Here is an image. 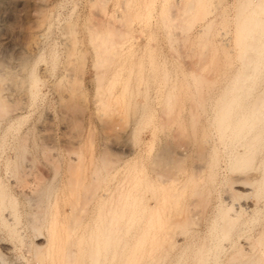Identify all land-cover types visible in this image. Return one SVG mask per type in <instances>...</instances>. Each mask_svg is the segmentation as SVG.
I'll list each match as a JSON object with an SVG mask.
<instances>
[{
  "label": "rangeland",
  "instance_id": "374dc122",
  "mask_svg": "<svg viewBox=\"0 0 264 264\" xmlns=\"http://www.w3.org/2000/svg\"><path fill=\"white\" fill-rule=\"evenodd\" d=\"M99 1L98 0H0V37L8 36L9 39L12 38L9 40V42H0L1 49L5 51L9 50L8 51L9 62L8 61L5 62L3 66L6 70L12 72L11 73L12 76H10V79L12 78L14 79V77L17 78L20 75L17 79H14L15 81L11 80L13 82H8L7 80L9 79V77H6L5 78L6 80L4 81L5 82L7 81L8 84H10L11 86H9L7 83H3L2 87H5L6 85L7 89L2 88L0 90L1 94L4 95L5 98H7L8 100L7 102L10 101V105H11L9 106V103L7 104L8 106L6 108L8 110H6V112L4 111L6 114L3 113L2 111L0 113V185L4 186L6 192L9 195L15 197L16 200L15 202L16 205L14 208L15 211L14 229L11 231L5 228V226H3L2 223L0 222V246L1 245L8 246L5 252H3V250L1 251L0 249V252L3 253L0 256V264H35L36 261L34 263L35 259L33 258L35 254L32 252L33 251L35 252L36 248L34 244L37 239H44L50 242L49 244L52 246L48 245L49 246L48 250H50L48 251V256L52 257L54 254L53 252L55 247L58 245V243H60V242L52 243L53 241L52 235L54 234V231L59 232V228L63 229V224L66 223L68 224L70 221H72L74 219V215L72 214H74L75 212H76L75 214H79L77 215L79 216V222H80L77 224V226L78 225L79 226L76 228L77 229L76 232H72L75 234L73 235L68 234V236L70 235L69 237L64 236L61 239V243L63 242L62 247L65 246V250L68 252L67 254H69L70 251V254L72 255L71 252L74 251L73 255L76 264H87L88 262V258H87L88 249L86 248L87 245L84 242L87 234H89L91 230L94 231V229L95 230L97 229L96 231L100 230V232H102L104 227L109 225V222H112L116 226L115 227L112 224V226L114 227L111 228V231L114 228L116 229V232L115 229L112 232H110V234L112 233V236H114L115 234L120 237L122 235L124 236L121 237L120 243L118 242V246H116L119 248V249L117 248L118 251L121 248H123L120 251H122L124 255L119 256L120 255L119 253L120 251H119L118 252L119 255L116 254L114 258L111 259L110 264H117V263L119 264V262L122 261L123 258L125 259L128 254L133 255L134 261L136 260V262L133 261L134 262L133 264H176L177 262H178L177 264H194L195 257L193 255L194 254L193 251L196 250L201 245H205L208 243V241H210V236L207 233L208 230L207 227L211 222V220L215 217V215H217L218 213L217 210L218 209L222 210L225 206L228 205V203L232 204L230 205L232 209L233 208L236 209V203L238 202L240 203L247 200L254 202L255 206L258 207V209L260 210L257 212L256 218L253 219L254 221L253 220L251 221L250 211H248V209H242V211L240 210L239 214L237 215V216L240 215V217L238 218L240 224H238L236 230H233L232 233L230 234L231 238L229 237L228 240L226 239L225 240L223 239L224 241L222 240L223 244L225 245V248L218 253L216 261H210L212 259H208L206 264H223V261L224 259H226L227 255L233 251L235 244H239L242 241L246 242L247 245L250 246L244 249L245 255L246 254L247 255L246 256L244 255L243 256L244 258L240 257L239 258L240 262L239 259L236 261L237 264H241V263L246 264L245 258L248 257L255 258L256 255L258 257L260 254L261 246L258 245L260 243L256 239H259V237L264 233V186L259 193L261 195L260 196L258 195L257 199H252L249 195H246L247 197L246 198L245 194H241V195L239 194L240 196L238 195L232 196V194L229 193L230 190L228 187L230 183L229 180L230 172L227 166L228 165L227 161L231 157L230 154L233 152L232 149L236 151L240 149L243 144H241V142L239 143L236 142L235 144L234 142L233 145L235 146H233L234 147L233 148L228 140L225 139L220 141L219 137L217 136L216 130L214 128V124L211 120L213 115L212 109H213L214 99L223 92V89L229 84L230 79L236 72L237 67L239 68V59L237 60L235 58L236 56L235 53H231L232 51L230 52L228 51L230 48L232 49L233 46V41L231 39L232 38L231 36L233 33L232 30L234 28L233 19H234L235 6L236 5L238 6V4H240V2L243 0H217V1L213 0V2L215 1L213 3L214 6L211 3L212 0L211 1L202 0L203 2H205L203 10H205L206 12L203 11L202 13L204 15L202 16H201L202 13L198 15L201 16L200 18H196L197 16L192 18L194 24L192 23L193 22L192 20L190 21L188 12L186 13L185 10H183L182 4L189 5L191 2L190 6L193 8L194 4L197 5L198 2L195 3L197 0L196 1L191 0L190 2H188V0L187 1L186 0H181V1L180 0H163V1L162 0H129L130 2L127 0L126 1L124 0V2L123 0H102V1L99 0ZM192 1L194 2V4ZM125 2H128L127 3L128 5H126ZM161 2L163 3L162 5H160ZM168 2L172 4L169 5ZM91 3H93V5H91ZM119 3L121 4V6ZM124 3L126 6H123ZM206 4H208V6ZM187 5H184V9L187 7ZM115 6H117L118 8L119 6L120 8L123 6L122 8L125 11H123L122 8L121 9L120 8L117 9V7L115 8ZM130 6L131 7L135 6V7L130 8ZM160 6H162L164 10L169 9L170 11H173L175 14L174 17L175 18L177 17L178 19L176 18L177 20H175L174 17H171L168 18L169 20H167L166 19L167 17L165 16H163L165 18L162 19V15H160V13L163 14L164 10L162 9V7L160 8ZM168 6L171 7L168 8ZM172 6L174 7L172 8ZM218 8L222 10L221 12L222 15L221 13L220 15L218 14L219 13ZM118 10L120 11L122 10V11L118 12ZM169 10L165 11L167 12L165 13L166 16L168 15ZM177 10L180 11L179 13L180 15H182L181 13H183V16H179L178 14L179 11ZM132 11L133 13L131 14ZM122 13L124 14L126 13L127 15L124 14H123L124 16L120 15ZM134 13L135 14L139 13L140 17H138V15L137 16L134 15L133 18ZM186 14L188 16V19L186 22H184L187 18ZM141 16L144 18H141ZM182 17L184 21H181L183 20ZM207 19H211V20L213 19L212 22L210 21V25H209V28L212 29H209V31L207 29L208 33L205 31L204 34L206 33V35L204 36L202 33H200L199 30L201 29V27H204L205 21ZM124 20H127V22L125 21L124 23ZM89 22H93V23L91 24ZM126 23L129 25H125ZM164 23L166 26L168 25V27L164 26L163 25ZM185 23H187V25L190 23V26L189 25L187 26ZM176 24H178V27L176 26ZM184 25L187 31L184 29L183 27ZM67 26L69 27V29L67 28ZM107 27L108 29L111 28L113 32V36H110L112 33L109 31L111 33L109 35L110 38L108 39L107 44L105 43L106 46L108 45L107 47L110 54V55L108 54V56L110 57L107 56V58L109 59L106 60L104 65L101 66L96 65L97 68H94L92 66L93 64H91L92 62H94V55H95V59L98 58V55H96L95 50L98 52L100 50V47L102 48V45H100L101 41H99L101 39L100 36L98 35L99 36L98 37L97 35H95L93 31L95 30L96 32L98 30L101 31L103 29H107ZM70 28H72V30ZM125 28L127 32L122 31V29ZM66 29L67 32H65ZM117 30H119L118 32L120 33H118ZM90 31H92L91 34L92 37L90 35L91 33ZM99 31L98 34H100ZM125 33L126 35L123 36ZM171 33L173 37L171 36ZM31 35L35 40L34 43L35 45L31 46V48L28 50L25 43L27 42V40L30 39ZM94 35L95 38L96 36L98 38L97 42H96L97 38L96 39L93 38ZM119 35L120 37H118ZM180 35L187 42L183 40L180 37ZM203 36L205 38L207 37L206 40L208 41L210 40L209 42L211 43H208V41H206L207 43L206 44L205 41L203 40L205 39L203 38ZM74 37L76 39H72ZM113 37L115 38V40H112L114 39ZM171 37L174 39V41ZM92 39L93 42H95L94 43L95 46L92 45V42H88L89 40L92 41ZM70 40H74L72 41L73 42L72 45L75 44L74 48H72L71 43L69 44V42H71ZM199 41L201 43V47L200 44H198ZM202 41H204L206 47H204L205 45H203ZM10 42L15 43L20 48L22 46L23 49L22 48L21 49L28 56V62L31 71L34 70V72L32 73H34L35 77L40 79V80L37 79L40 82L38 81L37 83L36 82L33 83L32 79L27 76L26 70L18 69V72L15 71L13 72L14 68L11 67L10 65H12L11 63L17 62L18 59L16 58V55H14L15 54L14 50H11L12 48L9 47ZM21 43L24 44L22 45ZM96 44L98 48H96ZM109 44L114 46H112L111 48ZM115 44L117 45L119 44V46L116 45L117 49L115 48ZM224 44L225 45L227 44L229 46L228 47L226 45L228 48L227 54L222 52L224 51L222 50V48L226 50V46ZM68 45H71V48ZM202 45L205 49H202ZM207 45H210L211 47ZM65 46H68L71 50L74 49L75 51L69 54L70 52H66L69 48L68 47L66 48ZM70 49L68 51H71ZM77 49L79 52L76 51ZM113 50H116L117 52L119 51V53L115 55L116 51H114L113 53ZM11 51H13L14 53ZM214 51L216 52V54H214L215 53ZM77 52L79 53L80 56L78 55ZM99 52H101V50ZM72 53H74V55ZM204 53L207 54V57H205L206 54ZM228 54L231 55L229 56ZM209 57L211 58L216 57L215 61H217V63L215 61H211L212 59ZM75 58L78 60H76ZM139 58L141 61L139 60ZM203 60H205L206 63ZM207 60H208V65H207ZM111 61L114 63V68ZM97 62L99 64V61ZM187 62L190 64H188ZM31 63H33V67H31L32 66ZM7 64L10 65L8 66ZM211 64L215 66L213 67V65L211 66ZM123 65H125L126 67H124ZM181 65L184 66L179 67ZM202 65H204V67H201ZM115 66H117V68ZM130 66H133L134 68ZM186 66H188V68L193 66V69H195L197 72L199 71L200 75H203L201 79L203 83L205 82L204 85L206 86L205 88L202 87L203 83L201 84L200 81L201 79H198L199 82L193 81V79L190 77V75L187 72L188 69L186 68ZM198 66H200V68H198ZM205 66L207 68L208 67L211 68L207 69ZM107 67H108V71L106 70ZM93 68L97 72L99 71L98 74L100 79L98 82H95L94 77H92L94 76L93 72L95 71ZM205 68L208 71L212 70V72L206 71ZM105 71H107V73H104L102 75L101 73ZM206 72L209 74H207ZM71 75L74 77L73 79ZM119 75L121 76L118 77ZM126 75L127 76L129 75L131 77H126ZM212 75L213 78L211 79H214L215 77V79L213 80L214 82H212L211 79L209 80L210 76ZM66 76L69 77L71 76V78L69 77L67 78ZM184 76L187 78V81L186 79H184L185 78ZM205 76L207 77L208 80L206 79ZM112 77L114 79L116 78L117 80L116 79L114 80ZM189 77L192 79L191 81ZM124 78H126L127 80ZM165 78L167 79L165 80ZM262 78L264 79V76ZM262 78H261L262 82L259 83L260 85L258 84L256 86L257 88L255 87V91L260 89L262 83H264V80ZM74 79L75 81H73ZM106 79L108 81L111 79L113 80V82H111L110 84L112 86L109 87L108 90H106L107 89ZM204 79H206V81ZM101 80L102 82L104 81L102 84L100 82ZM66 81L69 82V84L65 83ZM114 82L115 84L113 85L112 83ZM191 82L192 84H190ZM194 82H196V84L199 85L198 86L195 84V89L198 91L197 92L195 90L196 97L194 96V92H193L194 88H192L194 86L193 84ZM187 83L189 84V86ZM17 84L18 86H15ZM71 84L73 85V87L71 86ZM121 84L126 85V87H125V91L121 95L122 97L121 96L119 97L120 98L119 100H121L119 101L120 102L119 104L122 107H124L123 105L125 101H128V103L126 102L127 104L125 105H130L128 108L129 110L127 109L128 106L125 107L126 110H128L129 112L128 114H126L127 112L125 113L123 112L125 114L124 129H122V131L119 130L117 132H113L116 135L114 134L112 136L109 135L108 136L109 138H107L108 132L106 131L104 126L105 125L104 117L107 114L113 116V114L116 111L112 99L111 101H109L110 104L108 102V100H110L109 98H111L109 96H112V94H110L111 91L114 92V93L112 92L113 93L112 98L114 97V94L116 93L119 94L122 87ZM127 85L129 86V88H127L128 87ZM8 86L12 88L9 89ZM104 86L105 89L103 88ZM187 86L189 88H187ZM98 87L99 89L97 90ZM171 87H172L171 90L173 92H170L171 90L169 91ZM198 87L201 88L197 89ZM32 89L35 90L33 91ZM71 89L72 91L74 90L73 91L74 95L72 96V98L74 97V99L72 100L77 103V105L73 107L72 106L70 107L67 104L65 106L64 105L65 101L60 98L63 96L66 97L67 95L66 93L67 92L69 93ZM105 90L108 92L109 96ZM63 91L65 93H63ZM99 91H101L102 93H100ZM167 92L169 94H172L173 97H174L173 94L176 92L175 97L177 99L176 98L175 99L177 101L175 102V104L177 102H179V104L183 102V104H180L181 106L177 104L178 108L176 106L175 108L179 109V113L177 115L178 117L177 123L181 121L179 124L182 123L181 125H183L185 129L187 128L186 122L188 120V108H193V106L196 107L197 106L196 104L200 105V103L202 110L204 107L203 113H201L202 110L199 111L202 115L198 112L199 113L198 115H200L201 117L197 116L199 117V119L196 118V120L197 123L199 120H201V124L199 121V125L196 124V128H198L202 124L203 125L200 126L198 129H196L195 132L198 131L196 133L198 134L201 131V129L203 131H205L204 128L206 129V132L203 133L209 138L203 136L204 134H202L203 136L202 142L203 144L205 143L203 145L204 147L208 146L207 148L204 149V157H206L207 159L206 160L204 158V160L205 162L207 161L209 162L206 163L203 170L200 171L199 174L196 176V182L195 181L194 182L197 184V187L196 184L193 185L194 182L192 183L191 180H187V179H191L190 173H191V166L193 164L192 162L194 161V156H195L194 150L196 151L195 148H197V145H195L196 141L195 143L193 140H189L191 142H188L187 139H191V138H189L186 135L187 132L186 134L182 133L181 135H178L177 133L173 132L175 128L174 127L175 122L173 121L171 123L169 122L170 123V124L168 123L169 125H167V123L165 124L163 121L161 122L162 120L161 115L163 110L162 107L164 106L163 99L165 100L164 96L166 97V95L168 94ZM78 93H80L81 96ZM128 93L130 94L128 95ZM177 94H180V96ZM190 94L191 96L193 94L192 97L195 98L189 99V97L191 98V96H189ZM104 96H108L109 98ZM77 97H79V99L76 101ZM199 97L202 98L204 103H202L203 101H201L200 100L201 98ZM196 98L199 99L200 103L197 102L198 99ZM103 99H105V101L107 100L108 104L107 102L104 104ZM194 100H197L195 101V103L196 102L197 103L196 104L194 103L196 106L193 105ZM78 101L80 102V104L78 103ZM189 102L191 106L189 105ZM111 103L113 105L110 107ZM134 106L137 109H135ZM79 107L82 109H80ZM196 109L200 110L199 107L198 108L196 107ZM66 123L68 125L70 123L71 124L68 126L69 129L67 128L68 130L65 133H63L62 125ZM162 124L163 127L165 128H161ZM44 126H46V129L42 131L41 128ZM167 126L171 127V129L166 128ZM127 130L128 133L130 134L126 132ZM125 133H127L128 136L130 137L125 136L126 135ZM176 136H179L178 137L179 140L177 139ZM76 137L80 139L79 146L82 147L79 150H78L79 146L75 148V147H70L69 144L70 140L76 139ZM112 137L115 139L118 138L120 140H123L126 144L128 143V146H131L129 147L131 149L129 150V154L123 153L117 156L116 155L110 156L107 152H105L104 149L106 150L107 148V142H108L107 140L112 139ZM175 137L178 140V142L174 140ZM182 138L183 139L187 138V139L182 141L183 140ZM204 138L205 139L207 138V141L205 140L204 142ZM128 139L130 142L128 141ZM88 140L89 142H91L90 144ZM81 142H83L85 144V147H87L86 150H84L85 149V147L83 146L84 144ZM166 142L167 143L169 142L168 145L170 149L177 147H181V148L184 147V149H182L184 151L183 152L184 157L181 156V158L183 157V160L181 159V161L183 162L182 163L183 166L179 161L180 162L179 165L181 167L180 166L177 168L173 167L170 170L171 176L174 173L173 171H175L173 178L176 180H173V182H171L168 190H166L164 186H161L162 177L161 175H159L157 171L158 170L157 165L156 164H155L156 166L154 165V159H152L155 158V155L157 154L158 150L161 151L162 147H165L163 146V144H165ZM80 143L83 145H80ZM167 143L165 145H167ZM175 143H177L178 145H176ZM182 144L184 145L183 147ZM68 147L70 150L68 149ZM212 149L214 150L212 151ZM257 149H258V153L257 150L254 152V157L252 160L254 165L257 164L260 156L264 153V148L258 147ZM73 151H74V155L76 151L77 157H79L77 169L78 167L82 169V166L83 168H85V170L79 169V172L81 171L82 176H84V183H88L87 184L88 187L85 184L86 185L84 187L85 189L84 191L82 190L78 200L76 201V205L73 203L74 206H69V203L67 202H69L68 200H70L71 197H69V194L67 193L68 189H67L66 180L69 172L68 170L70 169V165H71V162L69 160L71 159L70 157L72 156ZM81 153L84 157L81 155ZM101 157L109 158L108 160L110 162H108L107 164V161H104L107 164L105 165L104 162L101 161ZM80 159L83 162H81ZM99 161L102 163L100 164ZM208 165L209 166L211 165L210 168L212 169H210ZM153 166L155 167L153 168ZM182 167L183 169H181ZM178 168L180 169L179 171ZM257 172H259V168L257 169ZM125 173L127 175V179H129L131 182L128 181L129 183H126V181H124L126 179L124 178ZM209 173L211 174L209 175ZM35 175L40 177L39 181H37L36 183L38 184V186L36 185L37 188L33 185L34 187L32 188H35V190L29 189L28 191H26V189H24L23 187L24 183H26L30 179H33ZM133 175H136L135 181L131 180V177ZM157 175H159L160 177ZM36 176L35 178L37 179ZM121 178L123 179L122 182H121ZM200 178L202 179L200 180ZM184 181L185 184L183 183ZM181 184L183 187L181 186ZM193 187H195L196 189H194ZM38 188L41 189L40 192ZM86 189L87 191H85ZM191 189L192 191L196 190V192L193 191L194 192L193 193ZM172 190L173 192L177 191L175 195H177V204H178L177 209L179 213L181 212L180 214L182 216L183 215L186 216L187 214L186 217L188 216L192 217V218L188 217V221L191 222L192 220L191 224L193 225H189L190 222L186 223L185 226H187V229L184 226H182L183 228L180 227V229L179 227L172 226L171 228L172 230L169 229L171 231L164 232V227L162 226V222L159 219H163V216L166 217L169 212L172 213L174 211L173 200L172 201L169 200L170 199L169 195L173 193ZM166 191H169V193L165 194ZM26 192L30 194L29 195L30 198L26 197L27 194ZM41 192L43 193V195ZM226 192H228V194ZM85 193L88 195H86ZM162 193L166 196V198L164 199L162 198ZM82 195L84 197H81ZM200 195H202L203 197ZM227 195L229 197L231 196L230 197L231 199L227 198L228 197ZM170 197L171 199L174 198L173 196ZM199 197H202L204 201H202V199H199ZM197 198L200 201L198 200L197 202L196 200ZM120 201L121 203H119ZM122 201L125 202V204H122L123 203ZM199 202L201 205L199 204ZM115 203L117 204L119 203L120 205L121 204L122 205L118 206L117 204L115 205ZM80 204H83L84 206ZM217 205L219 206V208L216 210V208L218 207ZM68 206L69 208L72 207L73 209L70 210L71 208L69 209ZM116 206L119 207L118 210ZM122 206L124 208H122ZM112 207H115L116 210L114 211H118V212L115 213L111 212L114 209ZM120 207L123 210L120 209ZM180 208L183 209L180 210ZM231 208L227 209L229 213L232 212ZM9 209L10 208L7 206L0 207V216H2L3 218L4 217L7 218L9 216L8 213L10 214V212H12L10 211L11 209L10 210ZM185 209L186 212L188 213L184 212ZM17 214H18V218H17ZM115 214L118 217L117 216L113 217ZM159 214H161L160 215L161 217L157 216ZM108 215H112V216H108ZM72 216L73 219H71ZM156 216L157 218H155ZM10 217H12V215ZM69 217L71 220L69 219ZM150 217H152L151 218L152 222L154 221V218L155 221L153 224L150 220L149 222L151 225L149 227V224L147 223ZM28 218H30L31 220L34 218L33 220L35 222L32 220V223L35 224L31 225L30 224L31 221L30 219L28 220ZM115 218H117V221ZM76 219L78 221V218ZM50 221H53L52 223H55V229H56L53 231L52 228H50L52 230L50 235L51 238L49 237L50 230L48 229L49 224H51ZM105 223L108 224L106 225ZM59 224L61 225V227ZM103 224L105 226L101 228ZM90 226L92 227V229ZM127 227L129 229L126 231ZM182 229L183 230L185 229L184 232L181 231ZM259 232L261 233V235H259L260 234ZM140 233L143 235H141ZM146 233H148V235H145ZM139 234L141 237L147 236V238L143 237L144 238L142 240L143 242H140L142 244L138 243L139 245H137L136 247L135 246L137 242L136 239L140 238ZM64 238H66L65 241ZM68 238L69 240H67ZM123 240H125V242ZM158 241L160 244L158 243ZM152 242H154V244ZM156 242L158 243L157 246H156L157 244ZM132 243H134L135 245ZM123 245H125L124 247H126L125 250ZM130 245H132L131 246L132 248L129 247ZM111 249L113 250V248ZM127 250H129V252H126ZM162 253L164 254V256ZM62 254L63 251L59 254H54L55 255L54 259L56 260L57 258L58 259L63 258L64 255ZM149 254L152 256H150ZM50 257H48L49 259L47 258L48 261L46 262L47 263L50 262L51 264ZM117 257L121 260H119ZM135 257L137 259H135Z\"/></svg>",
  "mask_w": 264,
  "mask_h": 264
},
{
  "label": "bare ground",
  "instance_id": "6f19581e",
  "mask_svg": "<svg viewBox=\"0 0 264 264\" xmlns=\"http://www.w3.org/2000/svg\"><path fill=\"white\" fill-rule=\"evenodd\" d=\"M99 1V0H98ZM102 1V0H101ZM126 1V0H125ZM127 1H129V0H127ZM163 1V0H162ZM181 1V0H180ZM187 1V0H186ZM191 0H188V2H190ZM196 1V0H195ZM211 1V0H210ZM217 1V0H216ZM100 2V1H99ZM123 2H124V0H123ZM130 2V1H129ZM153 2V1H152ZM193 2V1H192ZM198 2V3H197ZM215 2V1H214ZM213 2V0H212V4L214 3ZM105 3V2H104ZM118 3V2H117ZM122 3V2H121ZM126 3V5H128L127 3L128 2H125ZM125 3H124V5L123 6H126L125 5ZM134 3V2H133ZM183 3H185V2H183ZM195 3H197V5L196 4H194V2H193V6L195 7H191L190 6V4H191V2H190V4L189 5H187V4H184V5H187V7L184 9V5L182 4V8H183V10H185V12L187 13L188 12V14H189V19H190V21L192 20L193 21V19L192 18H194V17H196V18H200L202 15H204L202 12L203 11H205V10H203L204 9V3L205 2H203L202 0H197ZM218 3V2H217ZM101 4V3H100ZM120 4V3H119ZM153 4V3H152ZM163 3L161 2V4L160 5H162ZM168 4L170 5V4H172V3H169L168 2ZM179 4V3H178ZM91 5H93V3H91ZM132 5V4H131ZM196 5V6H195ZM207 6H208V4H206ZM117 6H118V4H117ZM117 6H115V8L117 7ZM120 6H121V4H120ZM120 6H119V8H120ZM122 6V7H123ZM181 6V5H180ZM213 6H214V4H213ZM216 6V5H215ZM237 6V5H236ZM235 6V12H234V28H233V33H232V41H233V46H232V49L230 48L229 49V51H228V48H227V46H226V50L225 49H223L222 48V50H224V51H222L223 53H226L227 54V51L228 52H230V51H232L231 53H235V58L238 60L239 59V68L237 67V70H236V72L234 73V75L232 76V78L230 79V81H229V84L223 89V92L220 94V95H218L215 99H214V101H213V115H212V122H213V124H214V128H215V130H216V133H217V136L219 137V139H220V141L221 140H228L229 142H230V144L232 145V147L233 146H235V145H233V143L235 142V144H236V142L237 143H239V142H241V144H243L242 145V147L240 148V149H238V150H236V151H234V149H232L233 150V152L230 154V158L228 159V169H229V172H230V175H229V180H230V183H229V187H228V185H227V187L229 188V193L230 194H232V196H236V195H238V196H240L241 194H245V197H246V195H249L252 199H257L258 197V195L260 196L261 194H259L260 193V191L262 190V188H263V184H264V153L260 156V158H259V160H258V162H257V164L256 165H254V163L252 162V160H253V157H254V152L257 150V153H258V147H262V148H264V83H262V86L260 87V89H258V90H256L255 91V87L260 83V82H262L261 81V78L264 76V0H243V1H241L240 2V4H238V6L236 7ZM121 7V8H122ZM135 7V6H134ZM134 7H131L130 6V8H134ZM162 6H160V8H161ZM169 7H171V6H168V8ZM174 6H172V8H173ZM188 7H190V8H192V9H190V8H188ZM219 7V6H218ZM94 8V7H93ZM101 8V7H100ZM118 7H117V9H119ZM120 8V9H121ZM181 8V7H180ZM181 8V9H182ZM214 8H216V7H214ZM220 8V7H219ZM218 8V9H219ZM95 9V8H94ZM123 9V8H122ZM146 9V8H145ZM162 9H163V7H162ZM176 9V8H175ZM209 9H211V8H209ZM208 9V10H209ZM99 10V9H98ZM137 10V9H136ZM161 10V9H160ZM164 10V9H163ZM169 9H167V10H164V12H163V14H161L160 13V15H162V19L163 18H165V17H167L166 19L167 20H169L168 18H171V17H174V12L173 11H170L169 10V12H168V15L166 16V14L165 13H167V12H165V11H168ZM207 10V11H208ZM120 10H118V12H119ZM122 11V10H121ZM120 11V12H121ZM123 11H125L124 9H123ZM128 11V10H127ZM177 11H179V10H177ZM130 12V11H129ZM176 12V11H175ZM206 12V11H205ZM211 12V11H210ZM214 12V11H213ZM219 13V15H220V13L222 12V10H220L219 9V11H218ZM127 13V12H126ZM124 14V13H122V14H120V15H127V14ZM133 13V11L131 12V14ZM143 13H145V12H143ZM177 13V12H176ZM180 13V11L178 12V14ZM202 13V14H201ZM130 14V15H131ZM159 14V13H158ZM165 14V15H164ZM182 15H180L179 14V16H183V13H181ZM201 14V16H198V15H200ZM45 15V14H44ZM123 15V16H124ZM134 15H138V17H140V15H139V13L137 14H133V18H134ZM144 15V14H143ZM184 15H185V13H184ZM221 15H222V13H221ZM115 16V15H114ZM122 16V17H123ZM129 16V15H128ZM127 16V17H128ZM132 16V15H131ZM145 16V15H144ZM163 16H165V17H163ZM169 16V17H168ZM176 16H177V14H176ZM178 16V17H179ZM186 16H187V14H186ZM185 16V17H186ZM214 16V15H213ZM95 17V16H94ZM122 17H121V19H122ZM130 17V16H129ZM160 17V16H159ZM218 17V16H217ZM41 18V17H40ZM115 18V17H114ZM124 18V17H123ZM132 18V17H131ZM137 18V17H136ZM141 18H144V17H142L141 16ZM175 18V17H174ZM177 18V17H176ZM175 18V20H177ZM181 18V17H180ZM220 18V17H219ZM91 19V18H90ZM125 19V18H124ZM130 19V18H129ZM140 19V18H139ZM182 19H183V17H182ZM187 19H188V16H187V18H186V20L184 21V19L183 20H181V21H184V22H186L187 21ZM94 20V19H93ZM127 20H128V18H127ZM127 20H124V23H125V21L127 22ZM144 20V19H143ZM198 20V19H197ZM213 20V19H212ZM212 20L211 19H207L206 21H205V25H204V27H201V29L199 30L200 31V33H202L204 36L206 35V33L204 34V32L206 31L207 32V29H208V31H209V29H212V28H209V25H210V21L212 22ZM120 21V20H119ZM165 21V20H164ZM171 21H173V20H171ZM200 21H202V20H200ZM112 22V21H111ZM110 22V23H111ZM121 22V21H120ZM163 22V21H162ZM166 22V21H165ZM169 22V21H168ZM183 22V23H184ZM198 22V21H197ZM42 23V22H41ZM89 23H93V22H89ZM124 23H123V25H124ZM130 23V22H129ZM167 23V22H166ZM172 23V22H171ZM178 23V22H177ZM183 23H182V25H183ZM191 23V22H190ZM190 23L188 24L189 26H190ZM193 24H194V21L192 22ZM43 24V23H42ZM174 24H175V22H174ZM173 24V25H174ZM186 25H187V23H185ZM192 24V25H193ZM89 25V24H88ZM113 25V24H112ZM115 25V24H114ZM125 25H129V24H125ZM164 26H166L165 25V23L163 24ZM171 25V24H170ZM181 25V26H182ZM187 25V26H188ZM212 25H213V23H212ZM86 26V25H85ZM90 26H93V25H90ZM116 26V25H115ZM121 26V25H120ZM176 26L178 27V24H176ZM176 26H175V28H176ZM110 27V26H109ZM112 27V26H111ZM118 27V26H117ZM126 27V26H125ZM128 27V26H127ZM166 27H168V25L166 26ZM172 27H174V26H172ZM184 27V29L186 30V28H185V25L183 26ZM67 28L69 29V27L67 26ZM87 28V27H86ZM91 28V27H90ZM113 28V27H112ZM130 28V27H129ZM189 28V27H188ZM187 28V29H188ZM191 28V27H190ZM71 30H72V28H70ZM88 29V28H87ZM86 29V30H87ZM94 29V28H93ZM95 29H96V27H95ZM115 29V28H114ZM117 29V28H116ZM170 29V28H169ZM174 29V28H173ZM179 29V28H178ZM183 29V28H182ZM30 30V29H29ZM91 30V29H90ZM120 30V29H119ZM119 30H117V32L119 31ZM132 30V29H131ZM167 30H168V28H167ZM176 30V29H175ZM70 31V30H69ZM99 31V30H98ZM98 31L96 32V30L95 31H93V33L95 34V35H99L100 36V40L99 41H101V44L100 45H102V48L100 47V50H101V52H97L96 50H95V53H96V55H98V58H96L95 59V55H94V62H92L91 64H93L92 66L94 67V68H97L96 67V65H104V63L106 62V60L107 59H109V58H107V56H108V54H109V50H108V45L106 46L105 45V43L107 44V41H108V39L110 38V36H113V32H112V30H111V28H109L108 29V27H107V29H103V30H101V31H99V33L100 34H98ZM112 33H110V32ZM122 31H125V32H127V30H126V28L125 29H122ZM121 31V32H122ZM130 31V30H129ZM184 31V30H183ZM187 31V30H186ZM211 31V30H210ZM65 32H67V29H66V31ZM71 32V31H70ZM70 32H68V33H70ZM87 32H89V31H87ZM91 33H90V35L92 34V31H90ZM174 32V31H173ZM72 33V32H71ZM118 33H120V32H118ZM179 33V32H178ZM199 33V32H198ZM208 33V32H207ZM41 34V33H40ZM111 34V35H110ZM123 34V33H122ZM135 34V33H134ZM142 34V33H141ZM174 34V33H173ZM181 34V33H180ZM38 35V34H37ZM88 35V34H87ZM95 35H94V37L93 38H95ZM110 35V36H109ZM115 35V34H114ZM126 35V33L123 35V36H125ZM166 35H168V34H166ZM178 35V34H177ZM176 35V36H177ZM182 35V34H181ZM181 35H180V37H181ZM40 36V35H39ZM97 36H96V38H97ZM98 36V37H99ZM136 36V35H135ZM171 36L173 37V35H172V33H171ZM183 36V35H182ZM203 36V38H205ZM91 37H92V35H91ZM90 37V38H91ZM117 37V36H116ZM118 37H120V35L118 36ZM171 37V38H172ZM175 37V36H174ZM199 37H201V36H199ZM95 38V39H96ZM112 38V37H111ZM114 38V37H113ZM167 38H169V37H167ZM170 38V39H171ZM179 38V37H178ZM182 38V37H181ZM207 38V37H206ZM206 38L205 39H203L204 41H205V43H206V41H208V40H206ZM10 39H12V38H10ZM9 38H8V36H2V37H0V42H9V40H10ZM72 39H76L75 37L74 38H72ZM94 39V40H95ZM118 39H120V38H118ZM132 39H134V38H132ZM173 39V38H172ZM176 39V38H175ZM183 39V38H182ZM198 39V38H197ZM223 39V38H222ZM66 40V39H65ZM111 40V39H110ZM112 40H115V38L114 39H112ZM183 40H185V39H183ZM191 40V39H190ZM71 42H69V44L71 43V45H72V41H74V40H70ZM98 41V38L96 39V42ZM121 41V40H120ZM173 41H174V39H173ZM176 41H178V40H176ZM182 41V40H181ZM186 41V40H185ZM201 41V40H200ZM200 41H199V43L198 44H200V47H201V43H200ZM204 41H202L203 42V45H205L204 44ZM210 41V40H209ZM208 41V43H211V42H209ZM12 42V41H11ZM10 42V48H12L11 50H14V52H15V54L14 55H16V58L18 59V61L17 62H15V63H11L12 65H10V64H7L8 66L10 65L11 67H13L14 69H13V72L15 71V72H18V69L19 70H26V72H27V76L29 77V78H31L32 79V81H33V83L34 82H38L40 79L39 78H37V77H35L34 76V73H32V72H34V70L33 71H31V68H30V66H29V62H28V56H27V54L25 53V52H23V48H22V46H21V48L19 47V46H17L15 43H11ZM88 42H92V45H94V43L95 42H93V39H92V41H88ZM113 42V41H112ZM116 42V41H115ZM114 42V43H115ZM180 42V41H179ZM187 42V41H186ZM190 42V41H189ZM188 42V43H189ZM35 43V40H34V38L32 37V35L30 36V39L29 40H27V42L25 43L26 44V47L28 48V50L31 48V46H33V45H35L34 44ZM75 43H77V42H75ZM100 43V42H99ZM98 43V44H99ZM109 43H110V41H109ZM113 43V44H114ZM173 43V42H172ZM7 44V43H6ZM19 44V43H18ZM22 44V43H21ZM24 44V43H23ZM22 44V45H23ZM66 44H68V43H66ZM120 44V43H119ZM119 44L117 45V44H115V48H116V45L117 46H119ZM207 44V43H206ZM71 45H68V46H70V48H71ZM99 45V46H100ZM110 45V47L112 48V46H114V45H111V44H109ZM203 45H202V49H205L204 47H206V45L203 47ZM224 45H222V46H224ZM231 45V44H230ZM8 46V45H7ZM68 46H65L66 48L68 47ZM95 46V45H94ZM199 46V45H198ZM197 46V47H198ZM207 46H210V45H207ZM35 47V46H34ZM75 47V44H73L72 45V48H74ZM91 47H93V46H91ZM211 47V46H210ZM213 47V46H212ZM229 47V46H228ZM69 48V47H68ZM69 48V49H70ZM96 48H98V46H97V44H96ZM115 48H113V49H115ZM153 48V47H152ZM193 48V47H192ZM208 48V47H207ZM25 49V48H24ZM68 49V50H69ZM94 49V48H93ZM117 49V48H116ZM199 49H201V48H199ZM67 50V49H66ZM66 51V52H70L69 54H71V52H73V51H75L74 49L73 50H71V51ZM194 50V49H193ZM214 50V49H213ZM9 51V50H8ZM8 51H5V50H3V49H1L0 48V90L2 89V88H5V89H7V87H6V85H5V87H2L3 86V83H7L8 84V82H13V81H11V80H14V79H17V78H15L14 77V79L12 78V79H10V76H12V72H10V71H8V70H6L5 68H4V63L5 62H9V59H8V56H9V54H8ZM36 51V50H35ZM65 51V50H64ZM76 51H78V49L76 50ZM114 51H116V50H113V53H114ZM201 51V50H200ZM203 51V50H202ZM205 51V50H204ZM226 51V52H225ZM11 52H13V51H11ZM13 52V53H14ZM79 52V51H78ZM77 52V53H78ZM80 52H83V51H80ZM93 52V51H92ZM111 52V51H110ZM207 52V51H206ZM215 52V51H214ZM12 53V54H13ZM31 53V52H30ZM117 53H119V51L117 52L116 51V54L115 55H117ZM200 53H202V52H200ZM199 53V54H200ZM38 54V53H37ZM73 55H74V53H72ZM94 54V53H93ZM150 54V53H149ZM204 54H206V53H204ZM214 54H216V52L214 53ZM68 55V54H67ZM78 55H79V53H78ZM110 55V54H109ZM114 55V56H115ZM185 55V54H184ZM229 55V54H228ZM231 55V54H230ZM229 55V56H230ZM39 56H41V55H39ZM80 56V55H79ZM82 56V55H81ZM173 56V55H172ZM175 56H176V54H175ZM178 56V55H177ZM197 56V55H196ZM202 56V55H201ZM210 56V55H209ZM213 56H215V55H213ZM33 57V56H32ZM108 57H110V56H108ZM187 57V56H186ZM199 57V56H198ZM205 57H207V54H206V56ZM36 58H39V57H36ZM35 58V59H36ZM79 58V57H78ZM204 58V57H203ZM209 58H211V57H209ZM216 58V57H215ZM215 58H211V59H209V60H211V61H215ZM34 59V60H35ZM66 59V58H65ZM76 59V58H75ZM74 59V60H75ZM80 59V58H79ZM178 59V58H177ZM198 59H200V58H198ZM197 59V60H198ZM207 59V58H206ZM205 59V60H206ZM34 60H32V61H34ZM38 60V59H37ZM67 60V59H66ZM76 60H78V59H76ZM112 60V59H111ZM139 60H140V58H139ZM138 60V61H139ZM205 60H203V61H205ZM229 60V59H228ZM15 61H16V59H15ZM73 61V60H72ZM97 61H99V64H98V62ZM141 61V60H140ZM112 62V61H111ZM110 62V63H111ZM115 62V61H114ZM137 62V61H136ZM179 62V61H178ZM200 62V61H199ZM216 63H217V61H215ZM35 63V62H34ZM65 63V62H64ZM108 63H109V61H108ZM134 63V62H133ZM138 63V62H137ZM181 63H182V61H181ZM188 63V62H187ZM194 63V62H193ZM192 63V64H193ZM205 63H206V61H205ZM204 63V64H205ZM209 63H210V61H209ZM107 64V63H106ZM106 64H105V66H106ZM112 64H113V68H114V63L112 62ZM111 64V65H112ZM119 64V63H118ZM132 64V63H131ZM186 64V63H185ZM184 64V65H185ZM188 64H190V63H188ZM187 64V65H188ZM191 64V65H192ZM195 64H197V63H195ZM223 64V63H222ZM31 67H33V63H31ZM66 65V64H65ZM108 65H110V64H108ZM134 65V64H133ZM179 65V64H178ZM184 65H181V66H179V67H182V66H184ZM194 65V64H193ZM207 65H208V60H207ZM213 64H211V66H212ZM231 65V64H230ZM124 67H126L125 65H123ZM140 66V65H139ZM215 65H213V67H214ZM103 67V66H102ZM110 67V66H109ZM116 68H117V66H115ZM130 67H133V66H130ZM201 67H204V65H202ZM206 67V66H205ZM216 67H217V65H216ZM215 67V68H216ZM64 68V67H63ZM74 68V67H73ZM93 68V69H94ZM99 68V67H98ZM112 68V69H113ZM134 68V67H133ZM186 68L188 69L187 70V72H188V74L190 75V77L193 79V81H196V82H199L198 81V79H201V77L203 76V75H200V72L198 73L195 69H193V66L192 67H189L188 68V66H186ZM198 68H200V66H198ZM207 68V67H206ZM206 68H205V70H206ZM208 68H211V67H208ZM207 68V69H208ZM110 69V68H109ZM120 69V68H119ZM125 69V68H124ZM74 70V69H73ZM75 70H76V68H75ZM95 70V69H94ZM93 70V71H94ZM107 71H108V67H107V69H106ZM126 70V69H125ZM137 70V69H136ZM12 71V70H11ZM79 71V70H78ZM107 71H105V72H103V73H101L102 75L104 74V73H107ZM206 71H208V70H206ZM10 72V73H9ZM99 72V71H98ZM98 72L95 70L94 72H93V75L94 76H92V77H94V81L95 82H98L99 81V79H100V77H99V74H98ZM128 72H130V71H128ZM128 72H127V74H128ZM208 72H212V70H210V71H208ZM213 72H214V70H213ZM20 73V72H19ZM116 73V72H115ZM182 73H183V71H182ZM202 73H203V70H202ZM207 73V72H206ZM18 74V73H17ZM120 74V73H119ZM131 74V73H130ZM142 74V73H141ZM187 74V75H188ZM207 74H209V73H207ZM206 74V75H207ZM21 75H22V73H21ZM41 75V74H40ZM65 75H66V72H65ZM68 75V74H67ZM44 76V75H43ZM42 76V77H43ZM72 76V75H71ZM71 76L69 77V76H66L67 78L69 77V78H71ZM121 75H119L118 77H120ZM138 76V75H137ZM165 76V75H164ZM167 76V75H166ZM6 77H9V79H10V81H9V79L5 82L4 80H6L5 78ZM45 77V76H44ZM103 77V76H102ZM116 77V76H115ZM126 77H131V76H127L126 75ZM142 77V76H141ZM160 77V76H159ZM185 77V76H184ZM189 77V78H190ZM206 77V76H205ZM219 77V76H218ZM24 78V77H23ZM28 78V79H29ZM74 77L72 76V79H73ZM78 78V77H77ZM104 78H105V76H104ZM104 78H103V80H104ZM113 78V77H112ZM123 78V77H122ZM162 78H164V77H162ZM188 78V79H189ZM190 78V81L192 80ZM204 78V77H203ZM211 78H213V75L212 76H210V78H209V80L211 79ZM217 78V77H216ZM36 79V80H35ZM37 79H39V80H37ZM102 79V78H101ZM114 79V78H113ZM116 79V78H115ZM114 79V80H115ZM124 79H126V78H124ZM124 79H122V80H124ZM132 79V78H131ZM137 79V78H136ZM135 79V80H136ZM167 78H165V80H166ZM184 79H186V81H187V78L185 77ZM194 79H197V80H194ZM206 79H207V77H206ZM206 79H204L205 81H206ZM214 79H215V77H214ZM214 79H211L212 80V82H214L213 80ZM263 79V78H262ZM79 80V79H78ZM107 80V79H106ZM117 80V79H116ZM121 80V79H120ZM127 80V79H126ZM141 80V79H140ZM203 80V81H204ZM208 80V79H207ZM264 80V79H263ZM15 81V80H14ZM61 81V80H60ZM68 81V80H67ZM65 82V83H67V84H69V82ZM70 81H72V80H70ZM73 81H75V79L73 80ZM201 81V84L203 83L202 82V79L200 80ZM30 82V81H29ZM40 82V81H39ZM101 82V84L104 82H102V80L100 81ZM106 82V81H105ZM111 82H113V80L111 79V80H107V86H106V90H108V88L109 87H111L112 85H110L111 84ZM116 82V81H115ZM115 82L114 83H112L113 85L115 84ZM182 82V81H181ZM196 82H194L193 84H194V86L192 87V88H194V96H195V84H196ZM228 82V81H227ZM60 83V82H59ZM75 83V82H74ZM168 83V82H167ZM66 84V85H67ZM72 84H73V82H72ZM71 84V86L73 87V85ZM124 84V83H123ZM128 84V83H127ZM143 84V83H142ZM188 84V83H187ZM190 84H192V82L190 83ZM9 86H11L10 84H8ZM31 85V84H30ZM35 85V84H34ZM62 85V84H61ZM60 85V86H61ZM64 85V84H63ZM76 85V84H75ZM74 85V86H75ZM100 85V84H99ZM122 85V84H121ZM132 85V84H131ZM135 85V84H134ZM183 85V84H182ZM184 85H186V84H184ZM196 85H198V84H196ZM205 85V82L203 83V85H202V87H206V86H204ZM260 85V84H259ZM8 86V88L9 89H11L12 87H9ZM15 86H18V84L17 85H15ZM68 86V85H67ZM97 86V85H96ZM128 86V85H127ZM169 86V85H168ZM173 86V85H172ZM188 86H189V84H188ZM187 86V88H189ZM199 86V85H198ZM207 86H208V84H207ZM14 87V86H13ZM65 87V86H64ZM70 87V86H69ZM125 87H126V85H122V87H121V90H120V92H119V94H114V97L112 98V96H113V91H111V93L110 94H112V96H109V94H108V92H107V94H108V96L109 97H111V98H109L108 96H104V97H108L110 100H108V102L109 101H111V99H112V101H113V104H114V107L116 108V111H115V113L113 114V116H111V115H106L105 117H104V126H105V129H106V131L108 132L107 133V138H109L108 136L109 135H113L114 133L113 132H117V131H119V130H121L122 131V129H124V116H125V112H127L126 114H128V108H129V106L130 105H125V104H127L128 103V101H125V103L124 102H121V103H124V107H122L119 103V101H121V100H119L120 98V96L122 95V93L125 91ZM197 87V86H196ZM15 88V87H14ZM35 88V87H34ZM78 88V87H77ZM76 88V89H77ZM83 88V87H82ZM104 89H105V86L103 87ZM114 88V87H113ZM127 88H129V86L127 87ZM126 88V89H127ZM131 88V87H130ZM199 88H201V87H198L197 89H199ZM257 88V87H256ZM73 89V88H72ZM72 89H71V91L68 93L67 91V95H66V97L65 96H63V97H60L62 100H64L65 101V106H66V104L67 105H69L70 107L72 106H75V105H77V103L75 102V101H73L72 99H74V97L72 98V96L74 95V93H73V91H72ZM75 89V88H74ZM99 89V87L97 88V90ZM117 89H118V87H117ZM172 89V87L169 89V91ZM203 89V88H202ZM33 91L35 90V89H32ZM69 90V89H68ZM78 90V89H77ZM102 90V89H101ZM128 90H130V89H128ZM135 90H138V89H135ZM201 90V89H200ZM31 91V90H30ZM109 91H110V89H109ZM116 91H118V90H116ZM115 91V92H116ZM189 91H190V89H189ZM197 91V90H196ZM202 91V90H201ZM32 92V91H31ZM31 92H29V93H31ZM61 92V91H60ZM100 93H102L101 91H99ZM104 92V91H103ZM113 92V93H112ZM132 92H133V90H132ZM170 92H173L172 90L170 91ZM193 92H191V93H193ZM198 92V91H197ZM63 93H65L64 91H63ZM168 93V92H167ZM166 93V94H167ZM176 93V92H175ZM175 93L173 94L174 95V97L172 96V94H167L166 95V97L164 96V98H165V100L163 99V101H164V106L162 107L163 108V110H162V120H161V122L163 121L165 124L167 123V125H169L172 121L173 122H175V128H174V130H173V132H175V133H177L178 135H181L182 133H184V134H186V132H187V136L189 137V138H191V139H187V138H185V139H187L188 140V142H191V141H189V140H193L194 141V143H195V141H196V143H195V145H197V148H195L196 149V151L194 150V152H195V156H194V161L192 162L193 164H192V166H191V173H190V178L191 179H187V180H191L192 181V183L195 181L196 182V176L199 174V172L200 171H202L203 170V168L205 167V165H206V163L207 162H209V161H207V162H205V160H204V158L206 159V157H204V149L205 148H207V147H204L203 145L205 144H203V136H206L203 132H206V129L204 128V126H203V128H204V130L205 131H203L202 129H201V131L198 133V134H196L197 132H195L196 131V129H198L200 126H202V125H200L198 128H196V124H198L199 125V121H200V124H201V120H199L198 121V123H197V120H196V118H198L199 119V117H201L200 115H198L200 112L199 111H201L202 110V108H201V103L199 102V99L198 98H196V99H198V101L197 100H194V102H193V105H195L197 102L198 103H200V105H198V104H196L195 106L198 108H200V110H198V109H196V107H194L193 106V108H188V120H187V130L185 129V127L183 126V125H181V124H179L180 122H178L177 123V119H178V117H177V115H178V113H179V109H176L175 108V106L177 107V104H179V102H177L176 104H175V102L177 101L176 99V97H175ZM184 93V92H183ZM75 94H76V92H75ZM79 95H80V93H78ZM130 93H128V95H129ZM61 95V94H60ZM65 95V94H64ZM97 95V94H96ZM100 95V94H99ZM104 95V94H103ZM177 95H179L180 96V94H177ZM62 96V95H61ZM81 96V95H80ZM124 96V95H123ZM189 96H191V94L189 95ZM192 96H193V94H192ZM191 96V98L189 97V99H192V98H195V97H192ZM98 97H100V96H98ZM122 97V96H121ZM126 97V96H125ZM130 97V96H129ZM82 98V97H81ZM102 98V97H101ZM124 98V97H123ZM122 98V99H123ZM127 98V97H126ZM176 98V99H175ZM199 98H201V97H199ZM79 99V97H77V99H76V101ZM85 99V98H84ZM95 99V98H94ZM99 99V98H98ZM183 99V98H182ZM181 99V100H182ZM19 100V99H18ZM96 100H97V98H96ZM100 100V99H99ZM104 100V104L107 102V100L105 101V99H103ZM102 100V101H103ZM127 100V99H126ZM201 101H203L202 100V98L200 99ZM8 100H7V98H5L4 97V95H2L1 94V92H0V113H1V111L3 112V113H5L6 112V110H8L6 107L8 106L7 104L9 103V106H11L10 105V101L9 102H7ZM80 101V100H79ZM78 101V103L80 104V102ZM102 101H100V102H102ZM195 101H197L196 103H195ZM16 102V101H15ZM108 102H107V104H108ZM127 102V103H126ZM17 103V102H16ZM62 103V102H61ZM72 105H71V104ZM83 103H84V101H83ZM99 103V102H98ZM195 103V104H194ZM202 103H204V101L202 102ZM13 104V103H12ZM103 104V105H104ZM106 104V105H107ZM109 104H110V102H109ZM112 103H111V105H110V107L113 105ZM132 104H134V103H132ZM136 104V103H135ZM180 104H183V102L182 103H180ZM179 104V105H180ZM192 104V103H191ZM139 105V104H138ZM189 105H190V102H189ZM209 105V104H208ZM127 107V109L128 110H126V107ZM181 106V105H180ZM191 106V105H190ZM202 106H204V105H202ZM78 107V106H77ZM76 107V108H77ZM80 107H81V105H80ZM79 107V108H80ZM183 107V106H182ZM109 108V107H108ZM114 108V109H115ZM134 108H135V106H134ZM178 108V107H177ZM69 109V108H68ZM74 109V108H73ZM80 109H82V108H80ZM131 109V108H130ZM135 109H137V108H135ZM107 110H109V109H107ZM112 110V109H111ZM126 110V111H125ZM209 110V109H208ZM5 111V112H4ZM105 111V110H104ZM132 111V110H131ZM135 111V110H134ZM203 111H204V107H203V110H202V112L201 113H203ZM124 112V113H123ZM161 112V111H160ZM199 112V113H198ZM132 113V112H131ZM200 113V114H201ZM6 114V113H5ZM72 114V113H71ZM202 115V114H201ZM127 116V115H126ZM180 116V115H179ZM197 116H199V117H197ZM205 116V115H204ZM98 117V116H97ZM69 118V117H68ZM180 118V117H179ZM101 119V118H100ZM127 119V118H126ZM201 119V118H200ZM71 120V119H70ZM76 120V119H75ZM180 120V119H179ZM183 120V119H182ZM129 121V120H128ZM136 121V120H135ZM184 121H185V119H184ZM130 122V121H129ZM160 122V121H159ZM170 122V123H169ZM183 122V121H182ZM163 123V124H164ZM169 123V124H168ZM71 124V123H70ZM69 124V125H70ZM128 124V123H127ZM163 124H162V127L161 128H165V127H163ZM184 124H185V122H184ZM67 123L66 124H63L62 125V131H63V133H65L69 128H68V126H69ZM129 125V124H128ZM48 126V125H47ZM161 126V125H160ZM159 126V127H160ZM165 126V125H164ZM128 127V126H127ZM68 128V129H67ZM72 128V127H71ZM166 128H170L171 129V127H166ZM206 128H207V126H206ZM42 129V131L43 130H45L46 129V126H44V127H42L41 128ZM48 129V128H47ZM74 129H75V127H74ZM77 129H78V127H77ZM76 129V130H77ZM81 129V128H80ZM128 129V128H127ZM126 130V129H125ZM129 130V129H128ZM128 130L126 131L127 133H128ZM133 130V129H132ZM167 130H169V129H167ZM200 130V129H199ZM130 131V130H129ZM163 131V130H162ZM69 132H71V131H69ZM73 132V131H72ZM104 132H105V130H104ZM170 132V131H169ZM51 133V132H50ZM103 133V132H102ZM119 133V132H118ZM118 133H117V135H118ZM125 133L124 135L125 136H128V134H130V133ZM167 133V132H166ZM169 134V133H168ZM171 134V133H170ZM174 134V133H173ZM176 134V135H177ZM202 134H204L203 136H202ZM207 134V133H206ZM77 135V134H76ZM104 135H106V134H104ZM114 135H116V134H114ZM123 135V134H122ZM134 135V134H133ZM49 136V135H48ZM72 136H73V134H72ZM75 136V135H74ZM110 136V137H111ZM132 136V135H131ZM184 136V135H183ZM82 137V136H81ZM124 137V136H123ZM128 137H130V136H128ZM177 137V139L179 140V136H176ZM176 137H175V139L174 140H176V142H178V140L176 139ZM185 137V136H184ZM207 137V136H206ZM125 138V137H124ZM127 138V137H126ZM181 138V137H180ZM207 138H209V137H207ZM207 138L205 139L204 138V142H205V140L207 141ZM122 139V138H121ZM183 139V138H182ZM185 139H183L182 141H184ZM92 140V139H91ZM172 140V139H171ZM108 142H107V148H106V150L104 149V151L105 152H107L110 156H112V155H120V154H123V153H128L129 154V150H131L129 147H131V146H128V143L126 144L123 140H120V139H118V138H113L112 137V139H110V140H107ZM128 141H129V139H128ZM180 141H181V139H180ZM79 142H80V139L79 138H77L76 137V139H72V140H70V147H75V148H77L78 146H79ZM88 142H89V140H88ZM130 142V141H129ZM172 142V141H171ZM81 143H83V142H81ZM80 143V145H83V144H81ZM91 142H89V144H90ZM167 143V142H166ZM165 143V144H166ZM169 143V142H168ZM168 143H167V145H168ZM182 143V142H181ZM180 143V144H181ZM207 143V142H206ZM88 144V145H89ZM105 144V143H104ZM165 144H163V146H165V147H162V149H161V151H157V154L155 155V158H152V159H154V165L156 164L157 165V171H158V173H159V175H161V177H162V180H161V183H162V185L161 186H164V188L166 189V190H168V188H169V185L171 184V182H173V180H176V179H174L173 178V176H174V173H175V171H173L174 173L172 174V176H171V174H170V170L173 168V167H179L180 165H179V163L181 162V165H182V161H181V159L183 160V157H184V155H183V150L182 149H184V145L182 144V147L183 148H181V147H177V148H173V149H170V147H169V145H168V147H167V145H165ZM176 145H178L177 143H175ZM179 144V145H180ZM185 144V143H184ZM189 144V143H188ZM187 144V145H188ZM229 145V144H228ZM230 145V146H231ZM238 145V144H237ZM236 145V146H237ZM84 147H85V144L83 145ZM104 146H106V145H104ZM83 147V148H84ZM92 147V146H91ZM187 147V146H186ZM185 147V148H186ZM194 147H196V146H194ZM74 148V149H75ZM80 148H82V147H78V150L80 149ZM86 148L87 147H85V149L84 150H86ZM215 148V147H214ZM231 148V147H230ZM234 148V147H233ZM68 149H69V147H68ZM73 149V148H72ZM70 150V149H69ZM77 150V149H76ZM214 149H212V151H213ZM261 150V149H260ZM103 151V152H104ZM78 152V151H77ZM80 152H82V151H80ZM102 152V153H103ZM231 152V151H230ZM206 153V152H205ZM106 154V153H105ZM104 154V155H105ZM125 154V155H126ZM81 155H82V153H81ZM83 156V155H82ZM81 156V157H82ZM108 156V155H107ZM109 156V157H110ZM115 156V157H116ZM181 156H183L182 158H181ZM192 156H193V153H192ZM84 157V156H83ZM121 157V156H120ZM127 157V156H126ZM129 157V156H128ZM213 157V156H212ZM216 157V156H215ZM71 158V159H70ZM69 159V161L71 162V165H70V169L68 170L69 172H68V175H67V180H66V183H67V189H68V194H69V197H71V199L70 200H68L69 202H67V203H69V206H74V204L76 205V201L78 200V198H79V196H80V194H81V192H82V190L84 191V187L88 184V183H84V176H82V174H81V171L79 172V169H81V168H79L78 167V169H77V164H78V161H79V157H77V153H76V151H75V155H74V151H73V154H72V156L70 157ZM17 159H19V158H17ZM100 159V158H99ZM109 158H107V157H101V161L102 162H104V161H107V164H108V162H110L109 160H108ZM113 159V158H112ZM126 159V158H125ZM193 159V158H192ZM215 159V158H214ZM207 160V159H206ZM256 160V159H255ZM19 161V160H18ZM80 161L81 162H83L81 159H80ZM112 161V160H111ZM180 161V162H179ZM100 162V161H99ZM102 162H100V164L102 163ZM211 162V161H210ZM104 164L105 165H107L106 164V162H104ZM103 164V165H104ZM111 164V163H110ZM155 165V166H156ZM102 166V165H101ZM155 166H153V168L155 167ZM183 166V165H182ZM94 167V166H93ZM93 167H92V169H93ZM181 167V166H180ZM208 167L210 168L211 167V165L209 166L208 165ZM259 168V172H257V169ZM82 169H84L85 170V168H83V166H82ZM81 169V170H82ZM181 169H183V167L181 168ZM210 169H212V168H210ZM209 169V170H210ZM83 170V171H84ZM180 169L178 168V171H179ZM35 171V170H34ZM182 171V170H181ZM85 172V171H84ZM209 172H211V171H209ZM211 173H209V175H210ZM40 175V174H39ZM97 175V174H96ZM159 175H157V176H159ZM36 176V175H35ZM35 176L33 177V179H30L29 181H27L26 183H24V185H23V187H24V189H26V191H28L29 189H34L35 190V188H32V187H36V185L38 186V184H36L37 183V181H39V178L40 177H38V176H36L37 177V179L35 178ZM94 176V175H93ZM107 176V175H106ZM135 176L136 175H133L132 177H131V180H133V181H135ZM160 177V176H159ZM195 177V178H194ZM94 178V177H93ZM124 178H126L124 181H126V183H129V182H131L129 179H127V175H126V173L124 174ZM176 178V177H175ZM189 178V177H188ZM95 179V178H94ZM194 179V180H193ZM202 178H200V180H201ZM93 180V179H92ZM122 178H121V182H122ZM187 180H186V182H187ZM211 180V179H210ZM42 181V180H41ZM129 181V182H128ZM23 182V181H22ZM25 182V181H24ZM87 182H88V180H87ZM94 182V181H93ZM193 183V185L194 184H196V183ZM90 183V182H89ZM184 184H185V181L183 182ZM182 183V184H183ZM86 184V185H85ZM182 184H181V186H182ZM227 184V183H226ZM34 185V186H33ZM95 185V184H94ZM22 186V185H21ZM147 186V185H146ZM165 186H167V187H165ZM181 186H180V188H181ZM200 186V185H199ZM198 186V187H199ZM23 187H20V188H23ZM83 187V188H82ZM87 187H88V185H87ZM134 187V186H133ZM148 187V186H147ZM183 187V186H182ZM190 187V186H189ZM188 187V188H189ZM196 187H197V184H196ZM37 188V187H36ZM82 188V189H81ZM179 188V187H178ZM187 188V189H188ZM194 189H196L195 187H193ZM202 188V187H201ZM200 188V189H201ZM39 189V188H38ZM37 189V190H38ZM43 189V188H42ZM81 189V190H80ZM171 189H172V186H171ZM21 190H23V189H21ZM40 190L41 189H39V192H40ZM121 190V189H120ZM85 191H87V189L85 190ZM191 191H192V189H191ZM194 191V190H193ZM192 191V192H193ZM227 191V190H226ZM21 192V191H20ZM30 192V191H29ZM90 192V191H89ZM88 192V193H89ZM172 192H173V190H172ZM177 192V191H176ZM176 192H173L171 195H169V200H173V212L172 213H168L167 214V216L166 217H164L163 215V219H159V220H161V222H162V226L164 227V232L166 231H171L172 229V226H174V227H179V229H180V227L181 228H183L182 226H184L186 229H187V226H185V224L186 223H189L190 221H188V217H190V216H188V217H186L187 216V214H186V216H182L180 213H179V211H178V204H177V195H175L176 194ZM194 192H196V190L194 191ZM193 192V193H194ZM27 193V192H26ZM42 193V192H41ZM40 193V194H41ZM111 193H112V191H111ZM124 193V192H123ZM123 193H120V194H123ZM167 193H169V191H166V193L165 194H167ZM197 193H199V192H197ZM196 193V194H197ZM227 194H228V192H226ZM28 194V193H27ZM26 194V197L27 198H30L29 197V195L30 194H28L27 195ZM37 194H38V192H37ZM86 194V193H85ZM114 194V193H113ZM177 194H180V193H177ZM199 194H201V193H199ZM240 194V195H239ZM42 195H43V193H42ZM86 195H88V194H86ZM112 195V194H111ZM37 196V195H36ZM126 196V195H125ZM170 196H173L174 198L173 199H171V197ZM179 196V195H178ZM199 196V195H198ZM197 196V197H198ZM200 196H202V195H200ZM226 196V195H225ZM228 196V195H227ZM248 196V197H249ZM26 197H25V200H26ZM81 197H84L83 195L81 196ZM80 197V198H81ZM120 197V196H119ZM122 197V196H121ZM168 197V196H167ZM180 197V196H179ZM203 197V196H202ZM202 197H199V199H202V201H204V199L202 198ZM231 197V196H230ZM229 196L227 197V198H230ZM32 198V197H31ZM162 198L164 199V198H166V196L162 193ZM235 198V197H234ZM239 198V197H238ZM247 198V197H246ZM37 199H38V197H37ZM39 199H40V197H39ZM120 199V198H119ZM198 198L196 199L197 200V202H198V200H199ZM226 199V198H225ZM231 199V198H230ZM229 199V200H230ZM67 200V199H66ZM167 200H168V198H167ZM228 200V199H227ZM235 200V199H234ZM32 201V200H31ZM35 201V200H34ZM41 201V200H40ZM124 201V200H123ZM122 201V202H123ZM200 201V200H199ZM256 201V200H255ZM16 200H15V197H13V196H11V195H9L7 192H6V190H5V188H4V186H2V185H0V207H2V206H7V207H9L10 209V211H12V212H10V214L8 213V219L7 218H3L2 216H0V222L2 223V225L3 226H5V228H7V229H9V230H13L14 229V224H15V211H14V208H15V205H16ZM27 202H28V200H27ZM36 202V201H35ZM79 202V201H78ZM117 202V201H116ZM196 202V201H195ZM226 202V201H225ZM228 202V201H227ZM230 202V201H229ZM33 203V202H32ZM74 203V204H73ZM119 203H121V201L119 202ZM117 204V203H115V205L117 204L118 206L120 205V204ZM234 203V202H233ZM34 204V203H33ZM55 204V203H54ZM122 204H125V202H123ZM121 204V205H122ZM138 204V203H137ZM172 204V203H171ZM199 204H200V202H199ZM235 204V203H234ZM80 205H83V204H80ZM79 205V206H80ZM120 205V206H121ZM201 205V204H200ZM230 205H232L231 203H228V205L227 206H225L222 210H219L218 208H219V206L216 208V210L218 211V213H217V215H215V217L211 220V222L209 223V225H208V227H207V233L209 234V236H210V241H208V243L207 244H205V245H201L200 247H198L196 250H194L193 251V255H194V257H195V263L194 264H206L207 263V261H208V259H212V260H210V261H216L217 260V256H218V253L220 252V251H222L224 248H225V245L223 244V241L226 239V240H228L229 239V237H230V234L232 233V231L233 230H236V228L238 227V224H240V222L238 221V218L240 217V215L239 216H237L238 214H239V211L241 210L242 211V209H248V211H250V213H251V215H250V220L252 221L253 219H255L256 218V214H257V212L258 211H260L259 209H258V207H256L255 206V203L254 202H252V201H243V202H238V203H236V209H232L231 208V206ZM69 206H68V208H69ZM78 206V207H79ZM84 206V205H83ZM109 206V205H108ZM145 206V205H144ZM181 206H182V204H181ZM180 206V207H181ZM197 206V205H196ZM160 207V206H159ZM220 207H221V204H220ZM5 208V207H4ZM71 208V209H70ZM69 209L70 210H72L73 208L72 207H70ZM112 208H114L111 212H118V211H114V210H116V208H117V210L119 209V207H117L116 206V208L115 207H112ZM122 208H124L123 206H122ZM121 207H120V209H122ZM184 208V207H183ZM183 208H180V210L181 209H183ZM230 209L231 208V213H229L228 211H227V209ZM161 209V208H160ZM261 209V208H260ZM8 210V211H9ZM75 210V209H74ZM82 210V209H81ZM123 210V209H122ZM126 211V210H125ZM71 212V211H70ZM106 212H109V211H106ZM121 212H123V211H121ZM184 212H186V209L184 210ZM73 213V212H72ZM76 213V212H75ZM72 214V215H74V219H73V216L71 217V219H73L72 221H68L69 223L67 224H63V229L62 228H59V232H56V231H54V230H56L55 229V223H52L53 221H50L51 222V224H49V227H48V229L50 230V234H49V237L51 238V231L53 230L54 231V234L52 235V243H56V242H60V243H58V245L55 247V249H54V254H59V253H61L62 251H63V254L62 255H64V257L63 258H61V259H54L55 258V255L53 254V256L52 257H50V256H48V251H50V250H48V248H49V246L48 245H50L49 243L50 242H48V241H46V240H44V239H37L36 241H35V244H34V246H35V252L33 251L32 253H34L35 254V256L32 258L33 260H34V263H35V261H36V263L35 264H50V262L49 263H47L46 261H48V257H50L51 259V264H76L75 263V261H74V251L73 252H71L72 253V255L70 254V251H69V254H67L68 252L65 250V246H63L62 247V244H63V242L61 243V239L64 237V236H67V237H69L70 235H73V234H75V233H72V232H76V228L79 226H77V224L78 223H80L79 222V216H77V215H79V214ZM102 213V212H101ZM114 213H112V214H114ZM138 213V212H137ZM186 213H188V212H186ZM245 213V212H244ZM33 214V213H32ZM37 214V213H36ZM70 214V213H69ZM111 214V213H110ZM123 214V213H122ZM182 214H183V211H182ZM200 214V213H199ZM12 215V217H10ZM34 215V214H33ZM33 215H32V217H33ZM75 215H76V218H78V221H77V219L75 218ZM161 214H159V215H157V216H160ZM189 215V214H188ZM29 216V215H28ZM37 216V215H36ZM108 216H112V215H108ZM115 216H117L116 214L113 216V217H115ZM157 216L155 217V218H157ZM54 217V216H53ZM100 217H101V215H100ZM118 217V216H117ZM120 217V216H119ZM123 217V216H122ZM153 217V216H152ZM152 217H150V219L148 220V223L147 224H149V227H150V220H151V218ZM161 217V216H160ZM160 217H158V218H160ZM17 218H18V214H17ZM30 218H31V216H30ZM30 218H28V220L30 219ZM35 218V217H34ZM33 218V219H34ZM155 218H154V221H155ZM190 218H192V217H190ZM32 219V220H33ZM36 219V218H35ZM65 219V218H64ZM69 219H70V217H69ZM68 219V220H69ZM70 219V220H71ZM75 219H76V222H75ZM103 219H104V217H103ZM108 219H110V218H108ZM114 219V218H113ZM116 219V221H117V218H115ZM32 220L30 219V221H31V225H34L35 223H32ZM52 220H55V219H52ZM118 220H120V219H118ZM157 220V219H156ZM34 221V220H33ZM97 221V220H96ZM154 221L152 222V220H151V222L154 224ZM188 221V222H187ZM246 221V220H245ZM254 221V220H253ZM35 222V221H34ZM60 222V221H59ZM109 222V221H108ZM160 222V223H161ZM115 223V222H114ZM159 223V222H158ZM192 223V220H191V222L189 223V225H193V224H191ZM53 224V225H52ZM58 224V223H57ZM56 224V225H57ZM61 224V223H60ZM59 224V225H60ZM94 224V223H93ZM95 224H97V223H95ZM106 224V223H105ZM108 224V223H107ZM106 224V225H107ZM112 222H109V225L108 226H105L104 224H103V226H101V228L102 227H104V229L102 230V232H100V230L99 231H96L95 229H94V231L93 230H91L90 232H89V234H87V236H86V238H85V240H84V242L86 243V248L88 249L87 251H88V253H87V258H88V262H87V264H110V262H111V259H113L114 258V256L116 255V254H118V252L120 251V250H122L123 248H121L119 251H118V247H116V246H118V242L120 243V240H121V237L123 236H118V235H116L115 233H113V234H115L114 236H112V233L110 234V232H112L111 231V228H113L114 226H112ZM147 224H145V225H147ZM156 224V223H155ZM52 225V226H51ZM58 225V226H59ZM65 225V226H64ZM99 225V224H98ZM101 225V224H100ZM118 225V224H117ZM131 225V224H130ZM188 225V224H187ZM51 226V227H50ZM161 226V225H160ZM37 227V226H36ZM60 227H61V225H60ZM91 227V226H90ZM116 227V226H115ZM129 227V226H128ZM127 227V229H126V231L129 229ZM162 227V228H163ZM189 227V226H188ZM240 227V226H239ZM34 228V227H33ZM50 228H52V230L50 229ZM58 228V227H57ZM94 228V227H93ZM97 228V227H96ZM35 229V228H34ZM61 229H62V231H61ZM91 229H92V227H91ZM99 229V228H98ZM169 229H171V230H169ZM32 230V229H31ZM48 230V231H49ZM120 230V229H119ZM185 230V229H184ZM184 230L182 229L181 231H183L184 232ZM34 231V230H33ZM143 231V230H142ZM187 231V230H186ZM115 232H116V229H115ZM148 232V231H147ZM53 233V232H52ZM72 233V234H71ZM120 233V232H119ZM144 233H145V231H144ZM260 233V232H259ZM68 234H70L69 236H68ZM122 234V233H121ZM141 234V233H140ZM140 234H139V236H140ZM167 234H169V233H167ZM172 234V233H171ZM170 234V235H171ZM125 235V234H124ZM141 235H143V234H141ZM145 235H148V233H146ZM259 235H261V233L259 234ZM126 236V235H125ZM138 236V235H137ZM74 237V236H73ZM124 237V236H123ZM146 237L147 238V236H140V238H138V239H136V241H134V242H136V245L134 244V243H132V244H134L136 247H137V245H139L138 243H140V242H143L142 240L144 239V238ZM163 237H165V236H163ZM154 238V237H153ZM231 238V237H230ZM258 238V237H257ZM80 239V238H79ZM166 239H167V237H166ZM224 239V240H223ZM66 240V238H64V241ZM67 240H69V238L67 239ZM223 240V241H222ZM260 244H258L259 246H261V250H260V254H259V256L257 257V255H256V257L255 258H250V257H248V258H245L246 259V264H264V233L259 237V239H256ZM124 242H125V240H123ZM145 241V240H144ZM155 241H156V239H155ZM154 241V242H155ZM164 241V240H163ZM171 241V240H170ZM154 242H152L153 244H154ZM165 242V241H164ZM167 242V241H166ZM256 242V241H255ZM151 243V244H152ZM157 243V242H156ZM158 243H159V241H158ZM158 243L156 244V246L158 245ZM168 243V242H167ZM173 243V242H172ZM117 244V245H116ZM122 244H124V243H122ZM121 244V245H122ZM140 244H142V243H140ZM160 244V243H159ZM69 245V244H68ZM112 245V246H111ZM133 245V246H134ZM165 245V244H164ZM254 245V244H253ZM50 246H52V245H50ZM125 245H123V247H124ZM132 245H130L129 247H131ZM168 246V245H167ZM250 246V245H249ZM248 245H247V243L246 242H241V243H239V244H235V246H234V248H233V251L230 253V254H228L227 255V257H226V259H224V261H223V264H237V260L240 258V257H243L244 255H245V250L244 249H246L247 247H249ZM7 248H8V246L7 245H1L0 246V249H1V251L3 250V252H5L6 250H7ZM52 248V247H51ZM70 248V247H69ZM111 248H113V250L111 249ZM116 248V249H115ZM118 248V249H117ZM125 248L126 247H124V250H125ZM132 248V247H131ZM139 248H140V246H139ZM166 248V247H165ZM66 249H68V248H66ZM128 249V248H127ZM135 249V248H134ZM152 249V248H151ZM65 250V251H64ZM72 250H73V248H72ZM71 250V251H72ZM137 250V249H136ZM157 250V249H156ZM167 250V249H166ZM131 251V250H130ZM124 252V251H123ZM126 252H129V250H127ZM139 252V251H138ZM259 252V251H258ZM8 253V252H7ZM50 253V254H51ZM120 253V255L119 256H123L124 255V253H122V251H120L119 252ZM136 253V252H135ZM164 253V252H163ZM162 253V254H163ZM3 253L2 252H0V256L2 255ZM85 254V253H84ZM132 254H134V253H132ZM258 254V253H257ZM68 255H71V256H68ZM117 255V256H118ZM129 255V254H128ZM126 256V258L124 259L123 258V260L122 261H120L119 262V264H133L134 262H136V260L134 261V257H133V255H129V256ZM137 255V254H136ZM150 255V254H149ZM160 255V254H159ZM247 255V254H246ZM245 255V256H246ZM118 256V257H119ZM138 256V255H137ZM136 256V257H137ZM150 256H152V255H150ZM161 256V255H160ZM163 256H164V254H163ZM109 257V258H108ZM117 257V258H118ZM135 257V259H137ZM194 257H192V258H194ZM48 258V259H47ZM159 258V257H158ZM244 258V257H243ZM109 259V260H108ZM119 259V258H118ZM119 260H121V259H119ZM219 260V259H218ZM134 261V262H133ZM245 261V260H244ZM117 262H118V260H117ZM239 262H240V259H239ZM178 263V262H177ZM176 263V264H177ZM118 264V263H117ZM242 264V263H241Z\"/></svg>",
  "mask_w": 264,
  "mask_h": 264
}]
</instances>
